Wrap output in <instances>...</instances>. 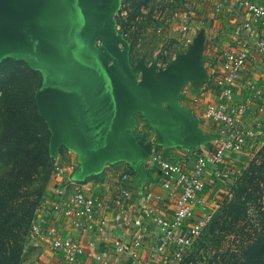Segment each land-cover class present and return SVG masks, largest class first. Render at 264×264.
Here are the masks:
<instances>
[{
  "label": "rangeland",
  "instance_id": "obj_1",
  "mask_svg": "<svg viewBox=\"0 0 264 264\" xmlns=\"http://www.w3.org/2000/svg\"><path fill=\"white\" fill-rule=\"evenodd\" d=\"M210 5V0L108 2L113 40L94 39L104 75L95 99L103 106L123 97L136 101L105 127L108 145L100 148L86 133L74 134L77 142L67 145L73 134L47 102V79L33 60L12 56L0 61V100L3 92L16 102L19 97L18 88L15 94L5 92L11 83L1 72L5 64L24 62L41 73V83L34 91L37 122H32L28 110L20 112L16 103L0 109V178L4 172H27L18 187L0 197V264L39 262L42 238L33 228L48 192L61 181L59 169L70 166L71 175L79 174L76 183L103 180L127 164L131 149L148 147L152 151L169 134L165 126L170 113L163 109L168 102L160 94L161 81L175 78L178 62L190 46L187 39L192 23L200 25ZM183 13L189 14L186 29L180 18ZM34 84L28 79L26 90L30 92ZM33 147L38 156L29 162L22 153ZM16 160L18 168H13ZM237 160L231 174L221 181L216 206L205 214L210 219L202 235L177 264H264V252L258 250L264 240V134L246 145ZM31 163L33 167L21 169Z\"/></svg>",
  "mask_w": 264,
  "mask_h": 264
},
{
  "label": "crops",
  "instance_id": "obj_2",
  "mask_svg": "<svg viewBox=\"0 0 264 264\" xmlns=\"http://www.w3.org/2000/svg\"><path fill=\"white\" fill-rule=\"evenodd\" d=\"M247 1L264 6V0ZM210 3L209 14L201 24L192 23L187 39L190 46L185 58L178 62L175 78L161 81L160 94L168 102L163 109L170 113L165 126L169 134L152 151L148 147L131 149L127 164L121 165L115 174L109 172L103 180L76 183L79 174L71 175V167L64 166L61 181L48 192L37 215L42 244L36 264H130L128 253L116 251L117 241L149 264H177L180 260L173 248L163 253L156 250L162 234L155 218L172 219L178 191L163 186L165 177L153 156L160 154L191 173L198 155L211 157L214 153L223 138L222 127L204 118V108L221 98L215 84L221 74L223 50H238L246 56L239 80L234 82L231 105L245 107L243 120L258 129L257 139L264 134V52L254 46L255 41H264V24L254 21L237 0H210ZM77 139L73 135L67 145L72 147L71 142ZM241 151H227L220 162H209L202 174L204 190L187 224L206 216L216 206L221 181L231 174ZM77 191L96 202L89 221L65 215ZM51 225L62 237L83 245L85 253L73 263L65 262L59 252L49 248V240L44 236L45 228ZM137 237L139 245L135 246Z\"/></svg>",
  "mask_w": 264,
  "mask_h": 264
},
{
  "label": "water",
  "instance_id": "obj_3",
  "mask_svg": "<svg viewBox=\"0 0 264 264\" xmlns=\"http://www.w3.org/2000/svg\"><path fill=\"white\" fill-rule=\"evenodd\" d=\"M110 0H0V61L33 57L47 79L50 107L70 134L86 133L96 148L107 146L105 127L133 97L97 103L104 79L94 39L113 40Z\"/></svg>",
  "mask_w": 264,
  "mask_h": 264
},
{
  "label": "built area",
  "instance_id": "obj_4",
  "mask_svg": "<svg viewBox=\"0 0 264 264\" xmlns=\"http://www.w3.org/2000/svg\"><path fill=\"white\" fill-rule=\"evenodd\" d=\"M237 2L251 13L254 21H261L264 24V6H256L247 0H237ZM180 18L181 22L184 23L182 25L183 29H186L187 25L185 23L189 21V14L183 13ZM247 27L248 25H245V28ZM254 46L264 52L263 40L255 41ZM245 63L246 56L241 51L226 49L221 52V74L215 84L221 98L218 102L209 103L204 108V118L220 124L222 127L223 138L219 141L212 156L198 155L191 173H187L180 166L163 159L160 154L153 156L154 163L164 174L163 186L178 191L172 219L155 218V224L162 234V239L156 248L159 253H163L168 248H173L175 256L179 259L193 242L202 235L209 222V215L196 218L191 224H187L186 221L193 217V206L198 200L199 194L204 190L202 174L207 169L209 162L218 163L227 151H241L246 145L257 140L258 129L247 125L243 120L245 107H233L231 105L234 82L239 80ZM59 170L60 175L62 170ZM95 206V200L86 197L81 191H77L72 197L71 209L66 211L65 215H73L89 221L93 216ZM75 225L79 226L80 223L76 221ZM33 229L36 233L41 232L38 225L34 226ZM44 234L49 240V248L59 252L65 262L73 263L78 256L85 253L83 245L72 239L62 237L56 227L52 225L45 228ZM139 238H136L135 246L139 245ZM88 247L92 248L93 244L89 243ZM115 249L117 252L128 253L130 264H149L139 259L135 253L129 251L119 241L115 242ZM98 259L101 258L98 257Z\"/></svg>",
  "mask_w": 264,
  "mask_h": 264
},
{
  "label": "trees",
  "instance_id": "obj_5",
  "mask_svg": "<svg viewBox=\"0 0 264 264\" xmlns=\"http://www.w3.org/2000/svg\"><path fill=\"white\" fill-rule=\"evenodd\" d=\"M5 66V67H4ZM1 68V72L5 76L9 78V85L5 87V92L14 93L16 92L18 88V102H16L14 99L9 98L8 96L4 95L1 97L2 100H0V109L10 105L11 103H16L18 105V108L20 112L25 113L28 110V113L30 116H32V122L39 119L37 115L36 105H35V99H34V91L36 88L39 87L41 83V73L38 70H35L33 68H30L27 64L24 62H18V61H12L9 64H5ZM3 78V76L1 75ZM30 79L32 82H34V87H31V91L26 90V82ZM23 81V83H22ZM5 138V136H4ZM1 139H3L1 137ZM26 160H33L35 161L37 159V149L33 147L32 149H25L22 153ZM19 162L16 160L13 162L12 167L18 168ZM34 164H30L28 166H23L22 168H30L33 167ZM27 177V172L21 173L18 172L17 174H7L4 172L0 178V197L8 193L9 191L13 190L14 188L18 187ZM264 240H262L261 245L258 247V250L264 252Z\"/></svg>",
  "mask_w": 264,
  "mask_h": 264
},
{
  "label": "bare ground",
  "instance_id": "obj_6",
  "mask_svg": "<svg viewBox=\"0 0 264 264\" xmlns=\"http://www.w3.org/2000/svg\"><path fill=\"white\" fill-rule=\"evenodd\" d=\"M23 57L26 58L27 60H31V61L33 60V57H31L28 54H24Z\"/></svg>",
  "mask_w": 264,
  "mask_h": 264
}]
</instances>
